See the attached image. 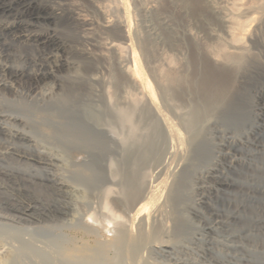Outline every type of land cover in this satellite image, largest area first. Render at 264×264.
I'll return each mask as SVG.
<instances>
[{
    "label": "bare ground",
    "instance_id": "obj_1",
    "mask_svg": "<svg viewBox=\"0 0 264 264\" xmlns=\"http://www.w3.org/2000/svg\"><path fill=\"white\" fill-rule=\"evenodd\" d=\"M91 1L96 5L104 2ZM127 1L117 0L116 10L119 18L113 21L106 17L99 22V27L102 33H109L116 23L119 26L120 38L128 42L132 40V34ZM18 4L24 10L35 11L33 3L29 0H0V10L12 13L13 7ZM215 8L216 11L225 14L221 9ZM24 10L18 12L22 14L25 13ZM19 13L16 16L20 15ZM34 15H37L38 21L49 19L40 17L38 12ZM228 17L227 14L224 15V21L226 31L231 35L234 34V27ZM255 23L256 30H264V10L255 18ZM2 26L5 29L13 25L7 23ZM258 32L249 33L247 37L253 44L262 42ZM19 39L43 48H50L57 41L50 34L35 32L23 34ZM129 44L128 48H131V42ZM232 46L231 48L234 47L236 52L240 53L222 54L223 57L220 59L223 58L222 61L224 65H228L229 71L230 69L234 72L241 71L243 66L235 97L229 98L231 91L227 86L226 89L216 80L206 78L199 85L198 92H188L190 109L187 107L189 111L186 114L187 109L184 110L182 124L184 130L192 136L190 142L193 149H190L191 147L189 149L193 150L194 156L189 157L188 153H185L186 135L183 136L182 128L178 126L180 123L177 125V122H174L175 117L171 118L172 115L169 116L161 109L154 86L142 74L134 48H132L134 51L131 53L128 51L125 57V67L130 80L123 84V93H108L105 81L98 77L89 78L87 81L81 80L82 83L79 84L87 90L80 91L69 103L66 102L68 98L63 101L62 98L61 100L52 96V91L42 93L40 95L42 104L37 105L45 110L48 106L55 109V113L50 112L54 115V120L51 118L54 125L45 132L41 131L42 139H37L29 134V131L26 132L25 128H20L25 124V120L17 115L4 113L1 107L0 264H159L152 260L153 255L169 258L177 249H185L167 239L173 237L175 231L182 230L178 221L173 226H168L169 223L167 224L160 213L162 210L159 209L163 207L160 205L165 206L160 201L161 197L164 196L163 193H167L168 198H173L172 203H175L185 195L189 186L191 188V183L195 182L194 178L198 181L196 157L201 153L203 145L208 142V139L202 136V130L206 127L211 128L210 126L216 123L215 116L220 114L217 112L226 109L229 102L243 94L246 85L256 73L254 69L264 66V61L250 53L252 51L247 52V48L244 50L241 45ZM117 48V44L108 43V49ZM56 65L59 66V62ZM1 70L6 71L7 67L2 66ZM49 73L34 74V84H40ZM19 75L15 74L16 77ZM163 77L165 92L163 96L167 95L170 98L179 89L180 84L177 83L180 76L176 73H164ZM3 87L13 86L4 81L0 82V91ZM129 89L138 90L142 94V100H137L136 96L130 94ZM165 98L167 97L162 99ZM45 110L43 111L46 113L49 109ZM208 131L213 133L211 130ZM196 187L195 185L194 188ZM42 188L47 191L50 189V193L53 192L57 196L55 207L51 204L44 205L39 200L37 194ZM173 215L175 217V214ZM49 218H53L52 225L47 223ZM70 231L89 236L96 235L98 239L95 240L94 246H87L84 243L79 247L81 245H76L79 239L70 235ZM44 237L49 238L47 242L41 240ZM42 241L45 242L44 245ZM183 263L185 264L178 260L174 262Z\"/></svg>",
    "mask_w": 264,
    "mask_h": 264
},
{
    "label": "rangeland",
    "instance_id": "obj_2",
    "mask_svg": "<svg viewBox=\"0 0 264 264\" xmlns=\"http://www.w3.org/2000/svg\"><path fill=\"white\" fill-rule=\"evenodd\" d=\"M29 1L33 3L35 11L24 10L19 4L13 7L12 13L0 10V23L13 25L4 29L0 24V82L5 81L13 86V89L3 87L0 91V108L2 107L1 110L7 112L6 114L23 118L27 125L23 124L20 128H25L26 132L29 131V134L37 139H42L41 131L45 132L54 125V115L50 112L55 113V109L48 106L45 107L46 110L49 109L46 111L39 107L42 104V93L52 91V96L62 98L63 101L68 98L66 102L69 103L80 91L87 90L79 84L82 83L81 80L87 81L92 77L104 80L108 93H123V84L130 80L125 67V57L135 49L142 74L154 86L161 109L169 116L172 115L171 118L175 117L174 122H177V125L180 123L178 126L182 128L183 136L186 135L185 153H188L189 157L194 156L193 150H190L193 149L190 142L192 136L184 130L182 124L184 110L187 107L190 109L188 92H198L199 85L206 78L216 80L225 88L227 86L231 91L229 98L235 97L243 66L241 71H229L228 65H224L222 61L223 58L220 59L225 54H239L233 46L241 45L244 50L247 48V52L252 51L250 53L264 61V30L255 29V18L264 10V0H128L132 34V40L128 41L131 42L130 49V44L120 38L119 26L116 23L109 33H102L99 27L106 17L113 21L119 18L116 10L117 0H104L100 5L91 0H68L69 3L67 0H60L61 3L58 0ZM215 7L225 14L216 11ZM18 10H24L25 13L21 14ZM35 12H38L40 17L49 19L38 21ZM18 13L20 15L16 16ZM226 14L227 17L230 15L228 18L231 25L233 24L235 36L226 31ZM257 31L262 42L253 44L247 37ZM34 32L50 34L57 39L56 44L43 48L19 39L23 34ZM110 42L117 44L118 48L108 49ZM57 61L59 66L56 65ZM2 66H6L7 70L2 71ZM254 70L256 73L246 85L243 94L229 102L226 109L217 112L220 113L215 116L217 125L215 123L211 128L202 130L201 134L208 142L201 148L202 154L198 153V158L196 157L198 181L194 178L195 182L191 183V188L189 186L185 195L175 203H172L173 198H168L167 193H163L160 201L165 206L159 203L163 206L159 207L162 210L160 213L167 224L169 223V227L178 221L182 230L175 231L174 236L167 239L185 249H177L169 258L153 255V261L159 264H174L177 260L185 264H264V66ZM46 72H50L46 79L38 85L34 84L33 75H45ZM16 73L20 74L19 77L15 76ZM164 73H176L180 76L177 95H172V98L163 96ZM73 84L76 85L75 88ZM129 92L136 96L137 100H142V94L138 90L129 89ZM50 191L42 188L37 197L44 205L51 204L55 207L57 196ZM52 220L53 218H49L47 223L51 224ZM69 233L79 239L76 243L81 245L79 247L84 243L94 246L95 240L98 239L96 235L89 236L75 231ZM43 239L47 242L49 238L44 237L41 240Z\"/></svg>",
    "mask_w": 264,
    "mask_h": 264
}]
</instances>
